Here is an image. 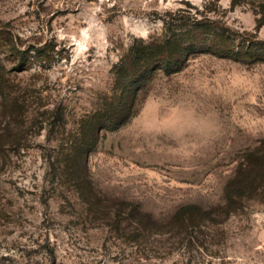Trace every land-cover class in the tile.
I'll return each instance as SVG.
<instances>
[{
	"label": "rangeland",
	"instance_id": "rangeland-1",
	"mask_svg": "<svg viewBox=\"0 0 264 264\" xmlns=\"http://www.w3.org/2000/svg\"><path fill=\"white\" fill-rule=\"evenodd\" d=\"M256 20L232 0H0V264H264L263 178L226 201L264 152V62L215 53L264 40ZM175 34L198 37L187 66L155 59L138 115L85 168L67 159L81 119L125 89L131 46ZM189 205L202 212L178 214Z\"/></svg>",
	"mask_w": 264,
	"mask_h": 264
},
{
	"label": "trees",
	"instance_id": "trees-1",
	"mask_svg": "<svg viewBox=\"0 0 264 264\" xmlns=\"http://www.w3.org/2000/svg\"><path fill=\"white\" fill-rule=\"evenodd\" d=\"M250 3L257 15L256 30L264 25V0H232V7H237L241 3ZM202 21H198L187 30L189 34H203L201 30ZM196 34V35H197ZM222 37V35H220ZM249 38L245 40V47L240 50H230L218 46L215 50L221 57H231L243 62L256 63L264 62V40H260L255 34H248ZM198 37L193 38L191 42H185L180 35L175 34L161 40V42L142 43L140 47L131 46L127 57L123 58L119 65L116 66L118 80L124 83L125 89L120 95L107 96L101 108L91 111L81 119V123L75 141L69 145L61 146L62 153L68 159L76 160L85 168V161L90 152L96 147L100 133L105 131H116L136 117L141 109V104H137L140 95V86L136 83L137 77H145V81L150 79L151 75L149 64L155 59H162L163 71L166 74L181 72L187 65L182 59L185 58L184 52L191 47L197 48ZM201 47V46H198ZM160 51V52H158ZM37 54L39 50L34 51ZM159 55L158 57H156ZM24 66V65H22ZM6 74L4 67L0 68V92L6 93L7 90ZM144 94H142L143 97ZM66 153V154H65ZM251 160L241 164L239 175L236 176L226 188V201L232 205L242 199L240 188H238L240 177L244 174L250 177V180L257 181L258 175L264 180V152L255 150L248 156ZM253 157V159H252ZM261 181V180H260ZM189 212L201 213L202 208L198 205H189L183 207L178 212L179 215L185 216ZM183 213V214H182ZM229 214V213H228Z\"/></svg>",
	"mask_w": 264,
	"mask_h": 264
}]
</instances>
